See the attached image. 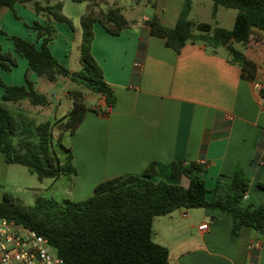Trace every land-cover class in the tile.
<instances>
[{
    "label": "crops",
    "instance_id": "1",
    "mask_svg": "<svg viewBox=\"0 0 264 264\" xmlns=\"http://www.w3.org/2000/svg\"><path fill=\"white\" fill-rule=\"evenodd\" d=\"M165 1L167 6L172 5L170 0ZM176 2L165 15L155 12L164 25H175L184 0ZM82 3L88 11L90 3ZM160 3L155 2L157 9ZM110 4L121 6L124 15L137 23L120 35L94 24L92 53L117 102L103 114L100 110L106 107V101L93 94L91 108L98 111L89 109L70 136L77 168L74 196H91L97 184L116 176L141 175L153 161L157 162L158 173L152 180L188 186L187 177L180 181L171 177L172 162L183 160L206 164L204 178L209 190L218 180L230 182L241 165L251 178L247 196L264 201V95L254 85L260 81L264 88V31L254 29L259 43L254 39L245 45L236 43L256 63L255 76L249 78L240 65L231 62L224 46L213 49L204 43H187L178 52L168 47L164 38L151 35L145 17H128L127 4L122 0ZM28 5L17 3L14 9L3 8L0 26L41 47L42 39L36 31L25 26L16 14L28 25L49 21ZM100 8L102 4L96 10ZM55 25L64 32L50 43V48L56 49L64 62L74 30L66 23ZM5 51H12L22 64L10 72L0 65V81L26 84L27 59L15 52L13 40L0 34V53ZM29 76L36 88L37 73L29 71ZM3 93L0 84V100ZM259 150L261 163L254 166ZM212 195L210 191L208 199ZM204 223L208 228L200 229ZM231 223V216L220 210L182 208L155 217L153 239L169 248L170 264H264V238L247 225L234 236Z\"/></svg>",
    "mask_w": 264,
    "mask_h": 264
},
{
    "label": "trees",
    "instance_id": "2",
    "mask_svg": "<svg viewBox=\"0 0 264 264\" xmlns=\"http://www.w3.org/2000/svg\"><path fill=\"white\" fill-rule=\"evenodd\" d=\"M32 1L0 0V14L3 8L14 9L17 3L26 5ZM73 1L90 3L88 11L80 17L81 68L77 71L61 63L50 49V43L57 35L56 26L51 21L73 27L70 18L63 13L61 2L36 0L33 3L34 12L49 21L47 24L35 21L28 25L36 31L38 39H42L41 47L21 36L6 33L0 26V34L13 40L15 52L26 58L29 64L26 84L12 85L0 81L4 88L0 100V152L6 163L27 166L41 179L77 174L71 145L64 144L63 137L77 130L89 109L98 110L87 106L80 90H72L69 91L72 109L67 114L54 121L37 123L29 115L30 111L20 105L21 102L27 100L31 105L45 107L49 101L35 88L29 71L50 82H56L62 75L84 84L93 93L104 97L106 107L100 111L107 114L116 105L117 97L92 53L94 24L100 23L109 33L120 35L137 23L129 20L117 4L96 10L103 0ZM212 1L213 17L219 6L237 10L231 29L206 22L192 23L189 15L194 0H184L174 26L164 25L157 15L144 23L151 35L164 38L166 45L178 52L187 43H204L213 49L224 46L231 62L240 65L247 76L253 78L256 63L236 43L245 45L251 39L260 42L254 29L264 31V0ZM148 2L155 4V0ZM0 60V65L8 72L18 64L11 52L1 53ZM261 93L264 95V88ZM55 131H58V137ZM261 156L259 150L254 166L261 163ZM205 171V163L175 160L171 164V177L177 181L187 177L188 186L165 179L154 181L151 177L158 173V168L157 162L153 161L141 175L104 180L96 185L91 196L77 201L38 197L34 205L28 206L5 193L0 202V218L16 220L48 237L64 264H170L169 248L153 239V222L157 216L182 208L220 210L232 218V235H239L242 227L247 225L264 238V201L258 202L247 196L251 178L242 166L237 167L230 182L218 180L213 190L206 185ZM210 191L213 195L208 199Z\"/></svg>",
    "mask_w": 264,
    "mask_h": 264
},
{
    "label": "rangeland",
    "instance_id": "3",
    "mask_svg": "<svg viewBox=\"0 0 264 264\" xmlns=\"http://www.w3.org/2000/svg\"><path fill=\"white\" fill-rule=\"evenodd\" d=\"M36 0H33L29 3L28 6H33V3ZM45 3V0H38ZM53 3L61 2L64 5L63 13L68 16L73 24V38L71 44L69 45V54L68 57H65L64 62L62 61L61 54L58 53L56 49L51 50L53 55L64 65L68 64V68L73 71H77L81 68L80 62V43H81V24L80 17L83 13L86 12L85 3L74 2L73 0H52ZM109 1V2H107ZM115 0H104L102 3V8L107 9V7L112 6L110 4ZM157 0H155L156 2ZM161 3L158 6L156 4H151L148 0H122V3L127 4L126 14L128 17H137L143 19L144 17L151 18L154 16L155 12L157 14L165 15L167 14L166 9L169 8V12L173 10L176 5V0H170L172 5L167 6L165 0H159ZM165 3V4H162ZM132 4V7H130ZM169 4V3H168ZM32 8V7H31ZM214 3L212 0H194L193 8L189 15V18L192 20V23L206 22L214 26H220L227 29L233 27V16L237 12L236 9L227 8L224 6H219L218 12L215 17H213ZM165 10V12H164ZM32 11H34L32 9ZM17 19L23 21L24 25L29 27L25 20L17 14ZM2 20V15L0 14V23ZM40 22V21H39ZM56 24L57 21H54ZM41 23V22H40ZM61 23V22H58ZM27 24V25H26ZM43 24V23H42ZM67 24V23H66ZM56 26V25H55ZM30 28V27H29ZM32 29V28H31ZM57 35L55 38H58L64 32L62 29L56 26ZM5 31V30H4ZM8 33L7 31H5ZM10 35H17L16 32ZM9 34V33H8ZM5 36V35H4ZM6 37V36H5ZM65 37V36H63ZM7 38V37H6ZM55 38L52 40L54 41ZM52 43V42H51ZM59 44H56V47ZM51 49V48H50ZM14 57H16L12 51ZM3 53V52H1ZM0 53V54H1ZM17 59V57H16ZM1 61V60H0ZM18 62V60H17ZM19 63V62H18ZM19 64H22L19 63ZM67 66V65H66ZM40 93L45 94L48 98V106H34L29 104L27 100L24 103L23 108L30 111L29 115L37 122L42 121H54L57 118H60L67 114L72 109V99L67 92L72 90H80L84 95V102L87 106L91 107L93 102L91 97L93 93L88 89L84 84L72 80L69 77L59 75L56 82H50L44 77H37V87ZM60 99V101H59ZM99 98L96 99V103ZM12 105L10 104V107ZM56 137H58V131H55ZM70 134L67 133L63 137V143L70 145ZM56 148L57 146L56 142ZM2 153L0 152V158ZM76 175L71 176H61L58 179L44 177L40 178L36 173H33L27 166L20 164H10L5 161L0 162V201H3L4 194L8 193L12 195L15 199L23 203L24 205H34L38 197H45L50 199H55L58 201H63L64 199H71L73 201L85 199L89 196L76 197L74 196L73 191V178Z\"/></svg>",
    "mask_w": 264,
    "mask_h": 264
},
{
    "label": "built area",
    "instance_id": "4",
    "mask_svg": "<svg viewBox=\"0 0 264 264\" xmlns=\"http://www.w3.org/2000/svg\"><path fill=\"white\" fill-rule=\"evenodd\" d=\"M136 65H140L137 63ZM255 88L262 90L260 81ZM264 104V96L262 97ZM204 223L200 229H207ZM49 238L16 220L0 218V264H64Z\"/></svg>",
    "mask_w": 264,
    "mask_h": 264
}]
</instances>
